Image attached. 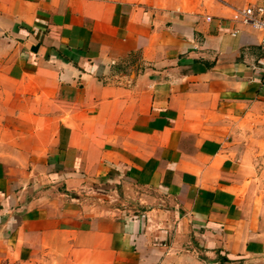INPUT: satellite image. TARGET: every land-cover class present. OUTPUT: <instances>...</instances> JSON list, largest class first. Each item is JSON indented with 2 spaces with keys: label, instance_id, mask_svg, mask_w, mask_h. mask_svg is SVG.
<instances>
[{
  "label": "crops",
  "instance_id": "crops-1",
  "mask_svg": "<svg viewBox=\"0 0 264 264\" xmlns=\"http://www.w3.org/2000/svg\"><path fill=\"white\" fill-rule=\"evenodd\" d=\"M251 5L0 0V264H264Z\"/></svg>",
  "mask_w": 264,
  "mask_h": 264
},
{
  "label": "built area",
  "instance_id": "built-area-1",
  "mask_svg": "<svg viewBox=\"0 0 264 264\" xmlns=\"http://www.w3.org/2000/svg\"><path fill=\"white\" fill-rule=\"evenodd\" d=\"M233 20L261 31L262 38L260 44L264 48V5H251L237 8L233 14ZM238 31L235 30L234 34Z\"/></svg>",
  "mask_w": 264,
  "mask_h": 264
}]
</instances>
